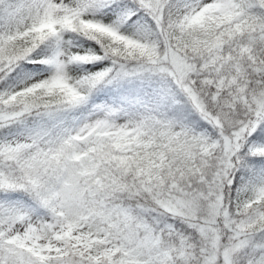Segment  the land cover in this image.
<instances>
[{
	"label": "snow or ice",
	"instance_id": "snow-or-ice-1",
	"mask_svg": "<svg viewBox=\"0 0 264 264\" xmlns=\"http://www.w3.org/2000/svg\"><path fill=\"white\" fill-rule=\"evenodd\" d=\"M0 264H264V0H0Z\"/></svg>",
	"mask_w": 264,
	"mask_h": 264
}]
</instances>
